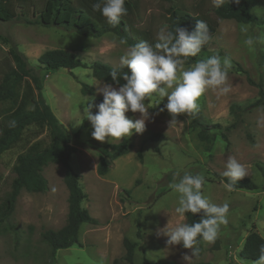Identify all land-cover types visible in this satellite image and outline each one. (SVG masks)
<instances>
[{"label": "rangeland", "instance_id": "rangeland-1", "mask_svg": "<svg viewBox=\"0 0 264 264\" xmlns=\"http://www.w3.org/2000/svg\"><path fill=\"white\" fill-rule=\"evenodd\" d=\"M182 1L189 6L194 4V0ZM250 2L252 14L264 18V0ZM169 7L164 0H140L139 25L155 35L166 26L164 17ZM211 15L218 21V30L198 60L213 55L222 60L228 57L231 92L225 96L206 92L194 114L210 126L214 137L202 141L191 116L181 115L179 120L184 123L169 128L171 117L167 111L160 113L159 108H150L146 131L128 137L132 145L130 152L112 161L104 176L97 171L98 149L123 139L112 143L107 139L97 141L91 136V124L83 131L81 127L88 98H103L98 88L110 84L97 81L90 68L46 71L39 66L38 58L46 51L62 49L87 64L101 61L118 67L128 45H120L113 34L92 38L21 20L0 21V61L7 56L8 47L13 46L36 69L43 85V97L68 130L71 145L76 149L70 157V166L80 177V187L86 195L82 205L98 221L96 225L83 224L78 244L53 255L42 235L46 230L58 231L65 226L69 192L64 182V166L50 163L43 169L47 192L22 191L10 220L0 226V264H128L124 240L136 245L133 264H141L144 259L185 264L182 257L191 254V250L182 245L169 247L166 237L156 235V228L165 227L169 220L173 227L186 223L174 211L178 194L170 188L173 176L176 173L183 176L185 172L204 176L202 192L210 202L229 203L227 223L220 226L214 243H198L201 252L192 264H252L241 259L240 252L251 232H258L264 239V174L257 166L264 168V108L242 113L233 112L231 107L243 108L258 100L259 89L249 84L247 76L257 84L264 83V42L257 40L251 49L245 47V36L240 30L245 24ZM245 26L247 35L264 36V25ZM1 39H7L9 45ZM81 83L94 87V94L83 95ZM145 103L153 106L150 101ZM166 103L167 98L160 107ZM126 116L136 119L140 114L128 112ZM77 121L80 126H76ZM33 132L28 131L29 137H33ZM223 134L228 141L223 139ZM19 152L14 149L1 156L0 173L8 184L12 178L10 168ZM229 156L246 166L245 178L257 185L256 190L224 187L221 173ZM7 188H1L0 196Z\"/></svg>", "mask_w": 264, "mask_h": 264}, {"label": "trees", "instance_id": "trees-1", "mask_svg": "<svg viewBox=\"0 0 264 264\" xmlns=\"http://www.w3.org/2000/svg\"><path fill=\"white\" fill-rule=\"evenodd\" d=\"M170 4L166 11L165 24L170 30L181 26L189 31L196 27L198 20H204L211 35L210 42L205 45L196 57H190L188 63L198 60L213 42L217 30V19L234 20L245 25H264V18H258L251 12L250 0H240L239 4L224 0L221 7H215L213 0H194L191 6L182 0H164ZM97 0H0V21L11 22L21 20L29 24H39L43 27H57L79 35L100 38L106 34H113L118 39H125L127 45L136 44L142 40L154 43V33L143 25H139L140 0H126L127 15L121 18L116 27L107 24L105 18L92 5ZM1 42L9 45L7 39ZM39 66L46 71L60 69L73 70L75 68H90L97 81L118 87L120 84L112 80L109 75L114 66L101 61L87 64L72 53L62 49L49 50L38 58ZM127 69H124L126 71ZM249 84L258 87L259 98L246 107L233 105L231 110L249 113L255 108H264V83H255L247 76ZM43 85L36 69L30 67L25 57L13 46L8 47L7 56L0 61V160L1 156L11 150L19 149L10 172L12 178L6 183L0 173V191L8 187L0 196V226L8 222L15 211L17 199L22 191L28 193H45L48 190V181L43 175V169L50 163L62 164L65 168L64 182L69 192L68 217L63 228L58 231L46 230L43 233L44 241L49 245L53 255L59 250L68 249L78 244L79 231L83 224H98L89 211L83 207L86 198L80 187V177L70 166V157L75 152L71 145V138L66 127L54 115L45 101ZM83 95H93L95 88L81 83ZM103 98H96V103ZM97 109H93L95 114ZM193 126L199 129L198 136L202 141L214 137L209 131V125L203 123L197 114H192ZM90 122L83 120L81 131L85 130ZM235 125L233 126V128ZM32 129L33 137L28 131ZM225 141L228 138L222 135ZM132 145L128 138L118 144H110L98 149V174L104 176L109 171V164L117 158L130 152ZM264 174V168L257 165ZM224 182L227 178L221 177ZM257 185L248 178L239 181L234 190H256ZM129 194V192H127ZM202 215V214H201ZM201 215L186 214V223L200 220ZM199 241V243H201ZM264 239L258 232H251L245 239L240 258L246 261L258 259L259 246ZM126 250L125 259L133 264L134 243L124 240ZM141 264H177L173 261L152 262L144 259ZM197 264H211L200 262Z\"/></svg>", "mask_w": 264, "mask_h": 264}, {"label": "clouds", "instance_id": "clouds-1", "mask_svg": "<svg viewBox=\"0 0 264 264\" xmlns=\"http://www.w3.org/2000/svg\"><path fill=\"white\" fill-rule=\"evenodd\" d=\"M224 0H213L215 7H221ZM239 4L240 0H228ZM126 0H97L92 5L111 27H116L121 18L127 15ZM244 34L243 45L249 49L257 40L264 42V36L259 38L247 35L248 27L241 26ZM211 40L209 28L204 20H198L196 27L189 31L180 25L170 30L167 26L159 28L154 37V43L142 40L128 45L119 58V66H114L109 75L120 84L119 88L104 85L98 88L103 100L96 103L95 96L89 97L83 108L84 120L92 126L91 136L97 141L112 143L131 137L134 133L143 134L149 121V109L159 108V112L167 111L171 119L169 128L184 123L181 115L191 116L199 110V100L208 91L225 96L231 92L228 84V70L231 60H223L218 55L188 63L190 57H196ZM120 45H127L125 39L119 40ZM187 65V66H186ZM124 69H127L124 71ZM167 98V103L160 105ZM150 101V107L145 101ZM97 109L95 114L92 110ZM139 113V118L130 119L126 113ZM81 124L77 121L76 126ZM222 177L227 178L224 187L232 190L235 185L248 176L247 168L234 156H229L224 165ZM206 183L202 174L185 172L183 176L176 173L170 188L178 194L177 206L174 211L180 221L186 219V214L201 215L194 223H177L174 227L170 220L163 227L156 228V235L166 237L169 247L182 245L191 250L182 259L185 264H192L198 258L201 249L199 241L214 243L218 237L220 226L227 223L229 203L216 204L202 192ZM258 259L252 264H264V244L259 246Z\"/></svg>", "mask_w": 264, "mask_h": 264}]
</instances>
